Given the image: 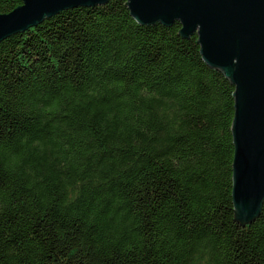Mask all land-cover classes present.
<instances>
[{"label": "trees", "instance_id": "1", "mask_svg": "<svg viewBox=\"0 0 264 264\" xmlns=\"http://www.w3.org/2000/svg\"><path fill=\"white\" fill-rule=\"evenodd\" d=\"M125 1L0 41V264H264V203L234 215L235 84Z\"/></svg>", "mask_w": 264, "mask_h": 264}, {"label": "water", "instance_id": "2", "mask_svg": "<svg viewBox=\"0 0 264 264\" xmlns=\"http://www.w3.org/2000/svg\"><path fill=\"white\" fill-rule=\"evenodd\" d=\"M107 0H21L0 12V41L68 7ZM139 23L179 21L178 32L197 33L206 63L235 84L232 201L248 223L264 203V0H126ZM196 40V41H197Z\"/></svg>", "mask_w": 264, "mask_h": 264}]
</instances>
